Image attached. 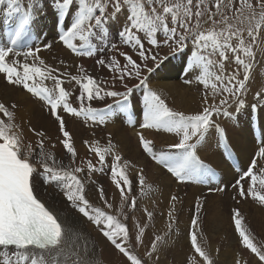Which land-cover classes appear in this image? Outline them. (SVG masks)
I'll return each instance as SVG.
<instances>
[{"label":"snow or ice","instance_id":"snow-or-ice-1","mask_svg":"<svg viewBox=\"0 0 264 264\" xmlns=\"http://www.w3.org/2000/svg\"><path fill=\"white\" fill-rule=\"evenodd\" d=\"M38 5L39 0H28L27 6L24 0H0L4 22L10 23L14 17L17 18L8 45L0 46V74H4L8 84L21 86L46 102L50 114L58 122L63 137L60 142L75 163L77 152L60 115L61 108L72 116H83L94 123L104 124L112 115V106H108L106 114L91 107V102L105 97H121L122 100L117 103L123 109L129 106L128 100L133 90L127 85L123 92L106 90L102 86L103 82L89 75L82 65L77 66L78 75L62 74L59 69L47 65L38 56L39 48L27 47L26 51H18L21 42L28 37V26ZM52 6L58 14V20L68 15L73 16L71 23L60 30L59 40L73 53L89 57L96 52L93 38L97 36V30L99 38L103 40L108 35L107 19L126 10L127 24L122 26L119 36L123 44L129 45L138 54L143 64L124 52L120 53L126 61L123 66L115 57L107 61L103 58L96 61L98 65L106 66L110 72L119 73L121 81L126 77H134L142 85H146L147 78L142 76V72L145 69L149 73L153 72L154 69L148 67V61H157V55L151 52L152 48L163 45L173 51H183L191 41L193 47L187 70L190 73L198 71L196 80L205 89L211 88L213 100L217 95L221 99L218 103H211L205 95L206 106L202 111L186 116L183 112L170 108L156 91L145 87L141 127L175 133L180 139L178 143L169 145V149L177 150L176 155L165 152L157 155L151 147L152 142L145 139L142 133L139 134L140 144L157 164L164 165L180 181L193 179L206 167L196 149L207 139L212 129L218 134L220 142L227 146L225 129L215 122L214 116L223 113L231 117L232 113L225 107L230 101L236 106V112L246 107L242 97L252 77L256 57L254 48L264 44V0H52ZM109 9L112 11L109 12ZM139 33H143V38ZM160 34L164 37L162 41L158 40ZM145 42L150 47L146 48ZM44 47L50 49L52 45L45 44ZM111 47L115 49L116 45ZM230 60L236 68L227 72L226 62ZM60 63L64 64V61ZM65 75L68 82H75L80 89L76 97L78 107L70 102L72 92L64 87ZM49 80L53 82L52 87L45 83ZM185 83L192 81L185 80ZM256 95L264 98L262 92H257ZM11 107L15 109L16 105ZM0 114L4 117L0 118V264H95L86 259V245L77 246L78 236L74 230L65 227L58 216L38 198L35 183L37 176H41L45 184H55L60 188L72 207L96 226L102 236L127 258L129 264H145L128 246V226L116 215L94 207L86 199L84 181L77 175L85 172V168L65 167L52 151L46 149L48 137L42 130L30 129L38 139L35 144L26 143L19 125L14 122V112L4 103H0ZM84 143L98 157L100 165L97 167L91 160H87V175L103 171L106 156L112 151L111 142L106 147H100L98 141ZM51 147L55 148V145ZM259 159H264V146L258 149L256 158L243 170L236 181V187L239 196L252 197L264 205V195L256 187L258 182L259 188L264 189V167L259 166ZM113 160L110 172L112 181L120 192L119 211L123 214L131 192V181L124 171L129 161L125 160L121 167L117 163L122 160L120 155H115ZM84 163L85 161H81L82 165ZM246 178L250 181L247 189L241 183ZM145 180L141 171L138 183L142 194L148 187ZM98 192L104 204L109 209L112 208V204L105 198L102 186ZM171 200L173 203L168 217L174 222L173 212L178 197L173 195ZM130 206L136 207L134 197L130 200ZM200 210L201 205L197 201L196 215L191 221L195 230L190 234L194 255L187 258V264H214L209 253L198 242ZM145 212L151 220L153 213L147 209ZM233 221L243 248L254 254L259 264H264V246H258L254 242L250 232L243 226V217L238 209H233ZM171 226L170 223L169 229ZM136 227L138 232L135 240L143 243L147 225L137 224ZM162 240L163 236L155 235L150 250L146 253L148 257L151 258L157 252L158 242ZM235 264H248V261L242 260L238 255Z\"/></svg>","mask_w":264,"mask_h":264},{"label":"rangeland","instance_id":"rangeland-1","mask_svg":"<svg viewBox=\"0 0 264 264\" xmlns=\"http://www.w3.org/2000/svg\"><path fill=\"white\" fill-rule=\"evenodd\" d=\"M24 1H28V0H24ZM209 6H211V5H209ZM108 11L111 12L112 10L109 9ZM125 11H121L118 15L112 16L111 19L112 20L119 19L118 18L119 15L120 14L124 15L126 13ZM229 14H231V13H229ZM48 26H50V24H48ZM117 28L118 29L114 30L115 34L113 36V43L111 44V45L115 44L116 48L114 49L110 46V51H109L110 57H109V59L111 57H115L117 60H119L120 65L123 66L126 63V61H125L124 57L120 55V53L124 52V53H127L128 55H131L133 57V59L137 60L138 63L143 64V61H141L139 59L138 54L129 45H125L121 42L119 32H120L122 26L121 27L117 26ZM139 35H141V37L143 38V33H139ZM163 39H164V37L162 34L158 35V40L162 41ZM96 40L99 41L98 39H96ZM262 40H264V35H262ZM190 42L191 41L188 42V47L190 44H192ZM104 45H106V44L102 43L101 48ZM27 47H30V46H27ZM27 47H26V50H27ZM32 47L36 48V46L34 44H32ZM145 47L148 48L150 46L145 42ZM23 48H21L20 51H22ZM184 51L185 50L173 51V49H171L167 46H163V45H161V47H159V48H152L151 52L157 55V61L153 62V61L149 60L148 61V67H151L154 70H158L157 65L160 66V64H162L164 61H166V59L172 60L174 57H176V55H180V54L184 53ZM254 51L256 53V57H255V64H254V68H253V72H252V77L247 84V90L245 92V95L242 97V99H244L246 102V107L242 111L236 112L235 111L236 106L234 104H232L230 101L229 105L225 106V107H226L227 111L232 113L231 117L225 116V115H223V113L217 114L214 116L215 122L217 124H219L221 127H223L225 129L226 133L228 130V134L230 136H231V134L233 136L235 135V134L231 133V131H229V130H231L230 127L235 126L236 124L243 125V122L245 120H247L248 124L251 125V123H250L251 117H252V120L253 119L256 120V123H255V120H253L252 124H253V127L258 126L257 127L258 130H255L256 137L257 136L258 137L256 140L254 130L252 128L253 142H250L249 144H251V148H253L254 151H253L249 161L247 162L248 159L245 160V163H247L246 166L243 165V167H242V165L238 164V159L234 155L235 153L230 150V148H231L230 144L228 142H226L227 146H225V144L223 142H220V138H219L218 134L215 133L214 129L211 130L209 136L212 135L211 139L215 140L216 149L222 147L219 150L222 153L223 157H225L226 160L229 162V163L228 162L227 163L231 166L230 169H232V172H231L232 174H230V176H228L225 179L223 177V180H221V181L219 180L221 178L220 172L216 168H214L212 165H209L207 163V161H205L202 157L200 158V153L198 154V152H197V155L204 162L206 167L201 171V173L198 176L194 177L193 179L180 181L176 177H174L171 173H169L164 165H162V167H161V164H157L156 161L152 158V156L143 150V154L145 155V157H147V161L151 165V166H148L144 172V175L146 178L145 183L148 185V188L146 189L148 196H150L149 192L153 190L151 184L154 183V180L158 176V174L156 173L157 172L156 168L159 167L160 169H162L163 175H165L171 179V182H170L171 185L168 184L170 191L168 194L167 203L165 202L166 196H164L163 201L158 200L161 198L154 197L155 201H153V203L151 204V206L154 207V204H156L157 201L159 202V206L157 207V209H159V207H161V208L156 213V215H157L159 221L163 220V221H160L162 231L159 232L157 229H154V234H153V235L163 236V240L158 242L157 252L154 253V255L151 258L145 254L147 252H145L144 255L139 252V248L142 245V243H137L135 240V236L137 235V232H138L136 225L137 224L140 225V223H139V219L136 218L135 215L140 214L139 216H141L140 217L141 220L144 221V225H147L146 228L150 227V224L155 225L154 222H151L153 220V216H152L151 220H149V218L146 215L145 210H143L142 208H139L138 210H134V208H132L130 206L131 195L129 196L130 197L129 201L125 205L124 213L121 214L119 211V209H120V195L119 194L120 193L118 190L115 191L116 192L115 196L113 194L111 196V198L113 197L114 200L109 201L112 204V208L109 209L104 204V201L100 199L98 189L101 186L104 189L106 186H108L109 183H110V185L113 184L111 172H110V166L114 162L113 156L110 159L111 160V162H109L110 165H108V164L103 165V167L106 165V168H105L106 169V175H105V178H102L101 174L98 173V171L93 172L91 174V176L87 175L86 161L91 158V155H92L91 152H87L86 158H85V160H83V161H85V163L83 165L81 164V161H79V160H76L75 163H73V157L71 156V154L68 155V157L71 156V158H69V163L67 162V164H68L67 168H75L77 166H82L85 168V172L78 173L77 175L80 176V178L84 181L86 199H88L90 201L91 205H93L94 207L101 208L102 210H104L105 212H107L111 215H116L118 219H120L123 223H125L128 226V228L130 230V240L128 242V246L133 251V253L135 255H137L139 258H141L145 262V264H187V258L194 255V250L191 247L190 234L192 231L195 230V229H193V227L191 225V221H192L194 215H196L195 209H196L197 201H199L200 205H201V210L199 212V219H198V229H199L198 230V242L209 253L214 264H227L230 261L233 262V264H235V261L238 258V255L240 256V258L242 260L248 261V264H259L258 258L254 254H252L250 251L243 248V246L240 242V238L238 236V233L235 231V225H234V221H233V209H238L241 216L243 217V226L250 232V234L254 238V242L257 243L258 246H264V205H262L257 199H253L252 197H246L245 198V197L239 196L238 190L236 187V181L239 179L243 170L247 168V166L249 165L250 161L253 158H256V153L258 152V149L261 146H264V136L260 135L261 131L259 130V124H261V122L259 121L260 119H258L259 116H261L260 114H262V109L264 108V98H260L256 95L257 92L264 93V44H262L260 47L254 48ZM103 53L104 52L102 50L101 54H103ZM229 55L231 56V54H229ZM81 56H83V55H81ZM101 57H102V55L100 56V58ZM189 59H190V56L187 58L186 61L183 62L182 66L180 67L181 68L180 71L182 74L180 73L179 76H177V79L175 80L176 83L178 84V87L181 90V92H182V90L183 91L189 90L188 88L191 87V83H185V80H191L193 83V81L196 80V78H195L196 75L198 74L197 72L196 73H190L187 70L186 66H187ZM217 59H218V57H217ZM235 68H236V65L234 63H232L231 60L229 62H226V71L227 72H231ZM241 72H242V70H241ZM151 73H149L146 69L142 72V76H144L146 78L148 77V79H149L147 81L146 85H142L140 83V81L135 79L134 77H126L123 81H121L118 78L119 73H114V72H110V71H108L106 74H103L98 81L103 82L102 86L106 90H116V91L123 92V91H125V85L132 88L133 91L129 97V101H130L129 105H131L130 106L131 107L130 117H132L131 119L133 120L134 117L136 118V113L134 112L135 107H133V101H136V98H139L140 103H141L140 108H139V116H143L142 113L144 110L143 99L141 100L142 95L141 96H139V95L135 96L134 90L135 89L140 90V88L145 89V87L151 88L152 85H156L157 84L156 81L151 79V75H150ZM190 74H193V76ZM114 77H116V78H114ZM189 77H191V78H189ZM4 80L6 81V79H4ZM65 80H68V78L67 79L65 78ZM45 83L47 85H49L48 84L49 82L46 81ZM130 83H131V85H130ZM182 84L185 86H183ZM17 91L18 90H14V93H16ZM19 91L22 92L23 94L28 93L24 89L19 90ZM191 92L190 93L193 95L194 92L193 91H191ZM205 92L206 93L201 94V96L198 94L199 97H202V98H200V100L203 102V104H204V97L206 94H207V96L209 95L208 99L211 103L212 102L218 103L219 100L221 99V96H219V95L216 96L215 100L210 99V98H212V97H210V95L212 94V90L210 87L208 89H205ZM188 94H189V92H188ZM252 95H253V97H252ZM30 96L35 97L31 94H30ZM106 98H107L106 101L96 103L94 109H97V110L100 109L101 110L103 107H104V109H106V107L108 108V106L111 105L112 102H118V101H120V99H122L121 97H116V98L106 97ZM161 98H163L166 101V103L168 104V106L170 108H172L174 111H177V112L183 111L182 107H180L179 105H176L177 103L174 102L177 100V98H175V97L171 98V96L169 98L168 95H166L165 97H161ZM98 101H101V100H98ZM101 106H103V107H101ZM205 106L201 105V107H200V105H199L200 108L196 107L197 108L196 110L203 109V107H205ZM253 106H255L254 109H253ZM131 110H133L132 112L134 114L131 112ZM201 111L202 110H200L198 113H200ZM131 113L134 115V117L131 116L132 115ZM198 113H196V114H198ZM123 115H125V112ZM185 115L190 116V115H195V113L192 114V111H191L190 114H185ZM82 118L84 120H87V122L89 121V123H94L91 120L86 119L83 116H82ZM137 118H138V113H137ZM138 121H139L138 124H142L143 118H140ZM83 126H86V123H83ZM98 129H102V128L98 125ZM148 131H150V135H153V134L158 135L159 133H160L159 135H162L163 133L166 132L163 130H155V129H149ZM157 132H158V134H157ZM239 135H240L239 136L240 138H243L242 132ZM173 136L176 137L177 135L175 134ZM177 137H179V136H177ZM178 139H180V137ZM262 139H263V141H262ZM239 140H241V139H239ZM243 141H244V143H246L245 138H243ZM257 141H260V144H258ZM218 142H220V143H218ZM241 142H242V140H241ZM204 143H205V141L202 142L197 147L198 148L200 147L199 148L200 150H202V148L205 149ZM161 146L164 149H162ZM161 146H159V147L154 146L153 147V149L158 153V155L161 152L171 153L174 155L178 154L177 150L169 149V145H167V146L161 145ZM207 151H211V150L208 149ZM224 154H225V156H224ZM119 155L122 157L121 153ZM132 162H134V159L130 158L129 164L125 168V174L127 173V175L129 176V180L131 181V191L133 192V189L136 187V185H135V183L137 182L136 178L141 173V170H142V172L144 170L141 168L140 173H137L139 170L137 172L135 171L136 162L134 164H132ZM231 162L235 164L234 166L236 168L233 167ZM117 163L120 164L121 161L117 162ZM258 163H259L260 167H264V159H259ZM96 166L100 167L99 162H97ZM121 167H123V164L121 165ZM154 170L156 172H154ZM132 174H134V175H132ZM217 177H219V178H217ZM204 178H205V180H204ZM201 179L203 180V182L200 181ZM103 180H105L106 182L104 183ZM209 180H211V182H209ZM241 183L244 185L245 189H247L249 184H250V181L246 178L245 180L241 181ZM89 184L92 187L91 188L92 192L89 193V194H91L90 196L86 195L87 192L89 191L88 190ZM197 186H199V188H201V189L193 188V187H197ZM138 187H139V185H138ZM156 187H157V185H155V188ZM256 187H257V190L260 192V194L264 195V189L259 188L258 182H257ZM53 188L55 190H61L55 184L53 185ZM115 189H117L116 186H115ZM138 189H140V188H138ZM153 193L155 194L154 191H153ZM197 194H199V195H197ZM62 195L64 196L63 192H62ZM93 195H95V196L97 195L96 199L94 198ZM173 195L182 199V201L187 199V201L189 202V207L187 208L188 210L185 213H183L185 207L183 205H181V203L178 207L175 208V211L173 212V216L175 217L174 222L170 221L169 217H168V212L171 210V206L173 203L171 200V197ZM61 200L63 202V198ZM153 215H154V213H153ZM161 215L163 216V218ZM166 216H167V218H165ZM74 217H78L82 221L81 227H83L84 229H87L89 227L88 230H91L92 232L96 233L97 235H100V237L104 239V241L106 242V244L108 246V249H106V251H105V250L97 249V246L95 245V247H96L95 253L92 254V257L95 255V258L87 256L86 259L88 261L95 262V264H129V261L127 260V258L124 257L121 253H119L118 250H116L115 247L113 245H111L110 242H108L105 237L102 236V234L96 228V226H94L90 221H88L82 214H80L78 211L75 210V216ZM154 218H155V215H154ZM162 222H163V224H162ZM170 223L172 226L169 229L168 225ZM262 227H263V229H262ZM151 228H152V226H151ZM175 244H177V245L175 246ZM150 246H151V244H150ZM150 246H149V248H150ZM197 258L199 259V257H197Z\"/></svg>","mask_w":264,"mask_h":264},{"label":"bare ground","instance_id":"bare-ground-1","mask_svg":"<svg viewBox=\"0 0 264 264\" xmlns=\"http://www.w3.org/2000/svg\"><path fill=\"white\" fill-rule=\"evenodd\" d=\"M24 2H25V6H27L28 1H24ZM125 14L124 15L120 14L118 17L119 19L117 20L116 19L112 20L111 17H109L106 22V27L108 29V35L103 40H101L99 38L100 36L99 30H97L98 34L96 37L93 38V43L96 47L95 54L91 57L81 56V55H77L73 53L70 49H67L63 45V43L59 40L60 30L62 28H66L71 23L73 16L68 15L58 20V14L53 9L52 0H39V5L36 8L34 17L31 21V33L28 36V38L22 44H20L18 49L20 51V49L23 46L24 49L22 51H25L27 46L32 47V44H34L36 48L40 49L38 56L42 58L47 65H50L53 68L59 69L62 74H66L67 72V73H71L72 75H78L79 70L77 66L82 65L83 68L86 71H88L87 73L89 75H92L97 80H99L100 77L103 74H106L109 70L106 66L98 65L96 61L101 58L105 59L106 61L110 60L109 51H110V46L113 43V36L115 34L114 30L118 29L117 26L121 27L127 24ZM3 20H5V17L3 15V6H0V46H6L8 44L9 38H10V35H9L10 29L13 30V28L15 27L17 18L14 17L12 21L9 23V30H3L2 28ZM48 24H50V26H48ZM96 39H98L100 42L97 41ZM77 43H79V41H77ZM102 43H105L106 45H104L101 48ZM45 44H51L52 47L50 49H46L44 47ZM192 47H193L192 44H190L189 47L185 49L184 53L180 55H176V57H174L172 60L166 59V61H164L163 63L161 62L162 64H160V66L158 67V70H154L150 74L151 79L156 81L157 83L156 85H152V86L150 85L152 90L156 91L161 97H165L166 95H168L169 98L170 96L171 98H174V97L177 98V100L174 102L177 103L176 105H179L180 107H182L183 109L182 112L184 114H190L191 111H192V114L194 113L196 114L200 110H202V109L196 110L197 109L196 107H199V105L200 107L201 105L205 106V103L203 104V102L200 100V98L202 97L198 96V94L201 96V94L206 93L204 85L200 84L198 81L195 80L193 81V83H191V87L188 88L189 90H185V91L182 90L181 92V90L178 87V84L175 81L177 79V76H179V74L181 73L180 67L182 66L183 62L186 61L187 58L190 56L191 54L190 50L192 49ZM102 50L104 52L103 54H101ZM101 55L102 57L100 58ZM12 59H15V57H12ZM60 61H64V64H61ZM190 75L193 76V74H190ZM65 78L67 79V76H65ZM4 79H5L4 74H0V103H4L7 107H9V110L14 112V122L17 125H19V131L22 132L25 142L26 143L32 142L33 144H35V142L38 139L30 129H35L36 131H41V130L44 131L46 136L48 137V140H46L45 142L46 149L49 151H52L54 155L56 156V158L60 160L65 167H67L68 165L67 162L69 163V158H71V156L68 157L69 154L63 148V145L60 142L63 139V137L59 131L58 122L50 114V111L47 105H45L42 102V100L39 99L38 97H31L29 93L23 94L22 92L19 91L23 89L21 86H13L11 84H8ZM148 80L149 79L147 77V81ZM65 81L66 82L64 84V87L72 92V96L70 97V102L73 104V106L78 107L79 104H78L76 97L77 95H79L80 89L75 84V82H68V80H65ZM47 82H49L48 83L49 87L53 86L52 81L49 80ZM14 90H18V91L14 93ZM191 91L194 92L193 95L191 94L192 93ZM134 93H135V96H138V95L141 96L142 88H140V90L135 89ZM212 95L213 94H211L210 97H212ZM106 99L107 98L105 97V99L101 101L93 100L91 102V107L95 108L96 103L104 102L106 101ZM115 104H117V102L111 103V105H115ZM139 104L141 103L138 102V98H136V101H133V107H135L134 112L136 113V118L134 117L133 115L134 113L132 112L134 109L131 110V112L133 113V114L131 113L132 114L131 116L134 117L133 120H130L127 117V115L122 116V114L120 113L118 109H114L112 107L111 108L112 115L110 119H108L107 122L104 124H100L97 122L89 123V121L87 122V120H84L82 116L80 117L72 116L71 114H68L65 112L63 113L62 110H60V115L63 117L65 121L66 130L70 132L72 136L73 145L77 152L75 161L85 160L87 152H90L88 146L84 143V141H88L89 144L98 141L100 147H106L110 141L112 145V151L110 154L106 156L105 164L110 165L109 162H111L110 160L111 157L112 156L114 157L115 155L117 154L119 155L121 153L122 160H121V163L119 164L120 166L123 164L125 160L129 161L130 158H133L134 162H132V164L136 162L135 171L137 172L139 170L137 173H140V169L142 168L144 170L143 171V175H144L145 169H147V167L151 165L148 163L147 157H145V155L143 154V147L140 144L139 134L142 133L145 139L152 142L151 144L152 148L154 146L159 147L161 145L167 146V145H171L174 143H178L179 137L177 136L174 137L173 135L175 134L169 133V132H165L162 135H159L160 133L158 134V132H157L158 135H154V134L150 135V131H148L149 129H145V128L143 129L140 126L141 124H138L139 123L138 120L140 118H143V116H138L137 118L138 112L136 108L139 110L140 108ZM12 105H16L15 109L11 107ZM101 111H104L107 114L108 108L106 107V109H104L103 107ZM124 112L126 114V110ZM260 115L261 116H259L258 118L260 119L259 121L261 122V124H259V130L261 131L260 135L264 136V108L262 109V114ZM0 118H4L2 114H0ZM253 120L251 117V121H250L251 125H249L248 121L245 120L243 122V125L236 124L235 126L230 127L231 130L229 131L235 134L234 136L232 134L230 136L228 134V130L226 133L227 142L230 144V147H231L230 150L235 153L233 154L237 157L238 164L242 165V167L243 165L246 166L247 163H245V160L248 159L247 160L248 162L254 151L253 148H251V144H249L250 142H253V139H252V133H253L252 128L254 130V127L252 124ZM82 122L86 123V126H83ZM98 125L102 129H98ZM241 132L243 134L242 137L245 138L246 143H244L243 138L239 137L240 136L239 134ZM211 136L212 135H210L205 140V143H204L205 149L202 148V150H200L199 149L200 147L199 148L197 147L196 150L198 154L200 153V158L202 157L205 161H207L209 165H212L214 168H216L220 172L221 178L219 180L221 181L223 180V177L225 179L228 176H230V174H232L231 173L232 169H230L231 166L228 164L229 162L226 160L225 157H223L222 153L219 150L222 147L216 149L215 140L211 139ZM239 139H241L242 142ZM257 143L260 144V141H257ZM53 144L55 145V148L51 147ZM162 149L164 148L162 147ZM208 149L211 151H207ZM153 151L158 155V153L154 149ZM171 155H174V154H171ZM89 160H91L94 164L97 165L98 157L94 153H92L91 158ZM103 168L104 170L98 171V173L101 174L102 178H105L106 165ZM124 171H125V168H124ZM156 171L154 170V172H156L158 176L154 180V183L151 184L153 190L149 192L150 196H148L147 191H146L148 187L145 189L143 194L141 193L140 189H138L141 187L138 183V177L136 178V181H137L135 183L136 187L133 189V192L131 191L129 193V196L131 195V198L134 197L136 200V207L134 208V210H138L139 208H142L143 210L147 209V211H149L151 209L150 212H153L155 215V218L153 215V220L151 221V222H154L155 225L150 224V227H148L149 229L148 228L145 229V233L143 235V243L139 248V252L143 255L145 252H148L150 250L149 246L155 236L153 235L154 229H157L159 232L162 231L160 221H163V220L159 221L156 215V213L161 208L159 207V209H157V207L159 206V202L157 201L156 204H154V207L151 206V204L153 203V201H155L154 197L161 198L158 200L163 201L164 196H166L165 202L167 203L168 201L167 198H168V194L170 191L168 184L171 185L170 183L171 179L163 175L162 169L158 167L156 168ZM200 181L203 182L202 179ZM103 182L105 183L106 181L103 180ZM209 182H211V180H209ZM35 183H36V194L38 198L46 205V207H48L55 215L58 216L60 222L65 227L74 230V232L78 236V240L76 241L77 246L82 247L86 245L87 250H88L87 256L92 257V254L95 253V249H96L95 245L97 246V249H100V250L106 251V249H108L106 242L104 241L103 238L100 237V235H97L91 230H88L89 227L87 229H84L83 227H81L82 221L78 217H74L76 209L73 208L72 205L66 200L65 196L62 195L61 190H55L53 188L54 184H45L41 176H37ZM155 185H157L156 188H155ZM88 186H89L88 188L89 191L87 192L86 195L90 196L91 194L89 193L92 192L91 191L92 187L90 184ZM193 188H199V186L193 187ZM116 190L119 191V189H115V184L113 183L110 185L109 183L108 186L104 188V192L106 194L105 198L108 201L110 200L113 201L114 199L113 197L111 198V196L112 194L114 196L116 195V192H115ZM153 191L155 192V194L153 193ZM93 196L96 199L97 195L96 196L93 195ZM62 198H63V202L61 200ZM181 201L182 199L178 198V200L175 202V208L178 207L181 203V205L185 207L184 212H183L185 213L188 210L187 208L189 207V202L187 201V199L182 202ZM139 215L140 214H136L135 216L136 218L139 219L140 226H144V221L141 220L140 218L141 216ZM165 218H167V216ZM176 245L177 244H175V246ZM92 258H95V255ZM227 264H233V262L230 261Z\"/></svg>","mask_w":264,"mask_h":264},{"label":"crops","instance_id":"crops-1","mask_svg":"<svg viewBox=\"0 0 264 264\" xmlns=\"http://www.w3.org/2000/svg\"><path fill=\"white\" fill-rule=\"evenodd\" d=\"M135 89V88H134ZM138 102H140V99L138 98ZM140 105V104H139Z\"/></svg>","mask_w":264,"mask_h":264}]
</instances>
